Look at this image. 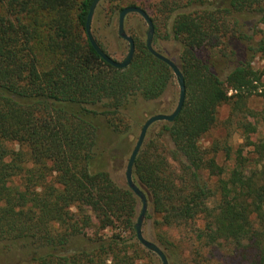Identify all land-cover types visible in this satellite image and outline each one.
<instances>
[{
    "label": "trees",
    "instance_id": "obj_1",
    "mask_svg": "<svg viewBox=\"0 0 264 264\" xmlns=\"http://www.w3.org/2000/svg\"><path fill=\"white\" fill-rule=\"evenodd\" d=\"M93 1L0 0V243L19 251L18 264H141L147 251L134 228L142 203L119 180L114 151L131 104L160 99L178 81L149 52L148 25L138 14L125 23L135 42L132 63L117 69L105 62L86 32ZM129 6L152 19L159 53L160 41L179 43L187 89L179 116L151 127L134 165L152 209L145 219L165 228L202 220L199 241L228 242L237 252L251 244L264 264V145L257 162L240 159L228 172L201 146L219 107L244 99L264 76L252 67L264 60V0H102L91 29L112 58L109 36L129 50L117 34ZM234 43L242 55L223 80ZM209 47L223 49L220 59L198 56ZM92 216L97 230L89 238ZM107 229L111 236L101 234ZM157 238L167 256L173 244L163 233Z\"/></svg>",
    "mask_w": 264,
    "mask_h": 264
},
{
    "label": "rangeland",
    "instance_id": "obj_2",
    "mask_svg": "<svg viewBox=\"0 0 264 264\" xmlns=\"http://www.w3.org/2000/svg\"><path fill=\"white\" fill-rule=\"evenodd\" d=\"M144 1L147 5H151L163 0ZM261 28L264 31V26H261ZM258 39L259 37L256 38V40ZM107 42L114 53V59L121 61L125 58L127 54L126 45L117 41L115 35L109 36ZM233 46L236 55L230 54V64H226L227 69L221 75L223 80L235 68L236 60L242 55L243 46L237 43H234ZM36 47L40 49L39 45H36ZM158 47L164 55L179 62L181 48L177 41L173 39L160 41ZM222 50L220 48L211 49L209 47L207 51H197V54L203 58L214 56L220 59L219 52ZM231 51L232 49L228 50V52ZM45 58L44 54L40 52L39 59L42 69L46 64ZM252 67L256 71L264 73V60L256 58ZM255 85H257V88L253 92H243V95H245L244 99L237 100V98H234L231 102L219 107L216 125L201 140V146L204 151L206 153L207 151L209 152L210 157L208 158H214L216 163L227 172L240 159H243L242 161L244 162L247 161L250 166L260 159L257 151L264 145V76L261 82L255 83ZM233 93V91H230L229 95H233ZM179 94V85L176 82L160 99L145 100L138 98L131 104L126 114L125 126L122 125L124 131L121 136L120 145L114 151V155H116L115 165L121 182H126L125 174L127 164L138 141L143 125L154 115L172 113L178 104ZM95 110L102 112L103 108L100 105L95 107ZM98 123L101 127L100 134L104 135L108 131L107 123L103 117H99ZM150 130L151 128L148 133H150ZM147 138H149L148 134L145 141ZM7 147L10 149H19L15 143H8ZM52 179L54 178L51 177L49 180ZM214 179L212 180L214 181ZM14 183L21 184L20 177ZM151 212L152 209L149 207L148 214H151ZM151 218L144 220L143 235L148 241L156 245L159 244L157 235L160 233H163L170 239V243L173 246L170 250H166L169 264H258L255 260V250L251 244H246L241 252H237L235 246L228 242H221L219 245H208L204 240L199 241L197 234L203 228L204 222L202 220L194 221L187 225L165 228L156 224V217ZM92 219L94 226L84 231L85 237L90 238L96 234V220L94 216H92ZM112 233L113 231L110 229L101 232V234L106 236H111ZM142 256L141 264H162L160 258L149 250H145ZM19 262V251H8L0 243V264H18Z\"/></svg>",
    "mask_w": 264,
    "mask_h": 264
},
{
    "label": "water",
    "instance_id": "obj_3",
    "mask_svg": "<svg viewBox=\"0 0 264 264\" xmlns=\"http://www.w3.org/2000/svg\"><path fill=\"white\" fill-rule=\"evenodd\" d=\"M101 2H102V0H94L93 1L91 8H90V11H89V14H88V17H87V22H86V32H87L88 39H89L91 45L93 46V48L95 49V51L97 52V54L105 62H107L108 64H110L111 66H113L117 69L127 68L132 63V60H133V57L135 54V42L127 34L126 29H125V22H126V19L129 15L138 14L143 18V20L148 25L146 45H147L149 52L152 53L159 60L166 63L172 69V71H173V73H174V75L178 81L180 94H179L178 104H177L175 110L170 114L154 115L146 121V123L142 127L138 141H137L135 148H134V150L130 156V159L128 161L126 174H125L126 175V183H127L128 187L136 195V197L139 198V200L142 203V209H141V212L139 214V217H138L137 222H136L135 227H134L137 239L140 242V244L143 245L147 250L155 253L160 258L162 264H169L168 258L166 256V254L163 252V250L160 247H158L156 244L148 241L143 235V225H144V220H145V217H146V214L148 211L149 201H148V197H147L146 193L135 183L134 178H133V170H134V165H135L136 159L139 155L141 148L144 145V142H145V139L147 137L149 129L155 123H158V122H174L175 119L181 113V111L184 107L185 101H186V97H187L186 82L184 79V75H183L182 71L180 70L179 66L177 64H175L173 61H171L169 58L165 57L164 55L160 54L159 52H157L154 49L153 41H154V36H155V25H154L152 19L147 14V12L144 11L143 9H141L140 7H137V6L125 7L119 15L118 35L122 40L126 41L129 44V51H128L127 56L122 61L115 60V59L111 58L110 56H108L97 44L95 38L93 37L92 30H91L94 14L96 12L97 7L99 6V4Z\"/></svg>",
    "mask_w": 264,
    "mask_h": 264
},
{
    "label": "flooded vegetation",
    "instance_id": "obj_4",
    "mask_svg": "<svg viewBox=\"0 0 264 264\" xmlns=\"http://www.w3.org/2000/svg\"><path fill=\"white\" fill-rule=\"evenodd\" d=\"M126 23V22H125ZM126 29V28H125ZM92 30V29H91ZM127 32V31H126ZM117 34H118V30H117ZM128 34V33H127ZM119 36V35H118ZM94 37V36H93ZM155 37V36H154ZM132 38V37H131ZM124 41V40H123ZM126 42V41H125ZM154 42V41H153ZM127 43V42H126ZM146 43H147V41H146ZM128 44V43H127ZM128 46H129V44H128ZM100 47V46H99ZM153 47H154V45H153ZM155 49V48H154ZM156 50V49H155ZM129 51V50H128ZM157 51V50H156ZM158 52V51H157ZM127 54H128V52H127ZM127 54H126V56H127ZM161 54V53H160ZM135 55V54H134ZM162 55H164V54H162ZM109 56V55H108ZM125 56V57H126ZM165 57H167V58H169L171 61H173L175 64H177L178 62H176L174 59H172V58H170V57H168V56H166V55H164ZM112 58V57H111ZM114 59V58H113ZM116 60V59H115ZM123 60V59H122ZM121 60V61H122ZM178 65V64H177ZM179 66V65H178Z\"/></svg>",
    "mask_w": 264,
    "mask_h": 264
},
{
    "label": "clouds",
    "instance_id": "obj_5",
    "mask_svg": "<svg viewBox=\"0 0 264 264\" xmlns=\"http://www.w3.org/2000/svg\"><path fill=\"white\" fill-rule=\"evenodd\" d=\"M109 264H111V261H109Z\"/></svg>",
    "mask_w": 264,
    "mask_h": 264
}]
</instances>
